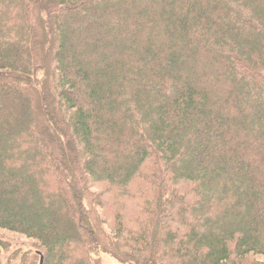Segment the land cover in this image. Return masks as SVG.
Returning <instances> with one entry per match:
<instances>
[{
  "label": "trees",
  "instance_id": "obj_1",
  "mask_svg": "<svg viewBox=\"0 0 264 264\" xmlns=\"http://www.w3.org/2000/svg\"><path fill=\"white\" fill-rule=\"evenodd\" d=\"M0 228L43 264H264V0H0Z\"/></svg>",
  "mask_w": 264,
  "mask_h": 264
},
{
  "label": "rangeland",
  "instance_id": "obj_2",
  "mask_svg": "<svg viewBox=\"0 0 264 264\" xmlns=\"http://www.w3.org/2000/svg\"><path fill=\"white\" fill-rule=\"evenodd\" d=\"M0 238L8 241L11 244V252L20 250V256L17 260L9 261V254L3 253L1 259L2 264H39L35 261L34 255H36L35 250L31 246V242L24 236L19 234L11 233L7 230L0 228ZM22 256V257H21ZM22 258V259H21ZM100 264H122L115 260L108 254L101 255Z\"/></svg>",
  "mask_w": 264,
  "mask_h": 264
},
{
  "label": "water",
  "instance_id": "obj_3",
  "mask_svg": "<svg viewBox=\"0 0 264 264\" xmlns=\"http://www.w3.org/2000/svg\"><path fill=\"white\" fill-rule=\"evenodd\" d=\"M39 264H43V257L41 256V259H40V263Z\"/></svg>",
  "mask_w": 264,
  "mask_h": 264
}]
</instances>
